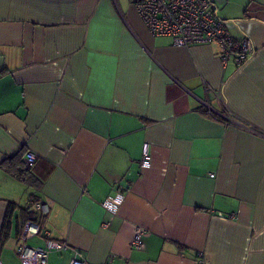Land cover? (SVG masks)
<instances>
[{"label": "crops", "instance_id": "0c3cea01", "mask_svg": "<svg viewBox=\"0 0 264 264\" xmlns=\"http://www.w3.org/2000/svg\"><path fill=\"white\" fill-rule=\"evenodd\" d=\"M209 1L253 45L239 66L215 43L152 35L130 0H0V164L36 155L29 181L0 166V264H21L28 218L41 228L30 244L66 241L87 264H195L199 251L264 264V0ZM117 192L111 212L102 202Z\"/></svg>", "mask_w": 264, "mask_h": 264}, {"label": "built area", "instance_id": "2783aa9c", "mask_svg": "<svg viewBox=\"0 0 264 264\" xmlns=\"http://www.w3.org/2000/svg\"><path fill=\"white\" fill-rule=\"evenodd\" d=\"M130 2L152 35L169 36L175 46L185 47L198 43H215L220 49L218 56L223 65L231 60L239 66L253 52L250 39L247 37L235 39L223 20L211 7L209 0H130ZM206 89L210 90V87H206ZM213 95L218 102L222 100L221 93L213 91ZM202 104L205 113L218 116L225 123L241 125L223 107L217 111L210 106L207 99ZM248 130L258 133L255 129L248 128ZM35 160L36 155L27 151L23 161L24 167L30 168ZM151 160L149 143L144 142L139 161L140 167L149 168ZM122 199L123 196L117 192L106 197L102 206L111 212H116ZM29 205L41 216L48 213L47 204L37 197L30 198ZM40 229V223L34 219H27L22 223L17 246V257L21 264H52L49 261V255L63 251L69 252L66 264H87L79 250L71 247L66 241L48 238L41 247L30 244L28 240L37 235ZM142 233L140 227H135L132 239L134 246H142L140 242ZM198 257L195 264H206L202 251L198 252Z\"/></svg>", "mask_w": 264, "mask_h": 264}, {"label": "trees", "instance_id": "16d2710c", "mask_svg": "<svg viewBox=\"0 0 264 264\" xmlns=\"http://www.w3.org/2000/svg\"><path fill=\"white\" fill-rule=\"evenodd\" d=\"M21 156H23V152H20L18 154H15L13 157H8L4 159L0 166L4 168L6 171H9L12 175H14L16 178L22 180V181H29L27 176V168L24 167L22 160L20 159ZM12 158H18V161L20 163L19 167H16L15 169L9 166V160ZM31 219V218H28ZM27 220V219H26Z\"/></svg>", "mask_w": 264, "mask_h": 264}]
</instances>
